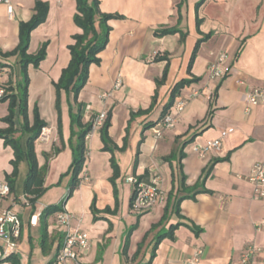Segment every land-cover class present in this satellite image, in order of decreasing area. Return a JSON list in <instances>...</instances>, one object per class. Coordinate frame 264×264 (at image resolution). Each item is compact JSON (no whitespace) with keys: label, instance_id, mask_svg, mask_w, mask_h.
Masks as SVG:
<instances>
[{"label":"crops","instance_id":"crops-1","mask_svg":"<svg viewBox=\"0 0 264 264\" xmlns=\"http://www.w3.org/2000/svg\"><path fill=\"white\" fill-rule=\"evenodd\" d=\"M38 1L48 4L49 12L46 21L31 33L28 53L37 54L44 43L48 47L39 67H28V117L32 122L37 108L46 123L48 141L38 139L35 151L39 166L47 167V191L34 210L20 201L24 184L22 188L16 185V192L0 201V215L10 209L22 221L16 253L20 264H49L61 248L64 229L53 215L45 220L48 251L44 253L39 214L48 206L60 204L68 191L70 175L66 174L73 163L70 104L74 108L75 104L73 95L61 92L62 145L55 83L71 61L73 37L82 32L74 22V0H10L12 15L5 4H0V51L7 53L18 47L19 24L33 17ZM199 1L184 0L179 10L180 0H100L102 13L123 18L108 22V44L99 54L100 64L90 66L88 82L77 102L85 107V123L107 112L110 146L122 147L127 129L129 133L126 150L111 148L112 153L103 151L100 129L86 139L81 183L64 205L73 216L71 228L86 231L91 239L88 252L79 253L82 264H147L150 260L152 264H185L198 249L202 250L199 264H242L250 248L253 253L248 264H264V199H254L247 179L255 164L264 163V105L246 112L244 100L249 90L264 87V0H206L198 6ZM162 29L180 30L185 37L181 39L179 33L156 37L155 32ZM221 53L227 56L220 65L227 75L215 80L210 67ZM165 58L168 62L160 60ZM167 63V78L158 85ZM119 78L122 87L115 90ZM193 78L200 80L182 89L168 111L175 115V127L157 140L153 127L145 126L157 125L176 84ZM20 79L18 60L14 66L11 58L0 56V86L11 82L15 87ZM194 90L200 96L188 101L177 114L175 104L188 99ZM104 93L110 96L104 99ZM154 96L151 112L138 114L151 107ZM7 115L8 102L0 101V129L7 127L2 122ZM18 119L21 123L22 118ZM217 139L222 140L220 153L203 159L194 151L195 145ZM112 156L120 168L117 210L110 181ZM13 158L12 148L0 140V182H6V174L12 172ZM24 168L26 179V162L21 163L19 176ZM152 172L159 174L166 200L136 214L130 207L134 187L128 179L134 177L148 184ZM181 174L187 187L198 185L210 193L183 201L181 218L173 212L171 199L163 220L174 176L178 187ZM94 200L98 212L110 209L111 213H102L95 221L91 210ZM34 216L35 223L31 222ZM179 222L196 230L182 225L174 239L157 244V236ZM5 258L0 243V264H12Z\"/></svg>","mask_w":264,"mask_h":264},{"label":"trees","instance_id":"trees-1","mask_svg":"<svg viewBox=\"0 0 264 264\" xmlns=\"http://www.w3.org/2000/svg\"><path fill=\"white\" fill-rule=\"evenodd\" d=\"M76 2L77 13L74 17L75 24L81 29L80 34H76L73 37L74 44L69 46V50L71 53V61L66 69L63 70L62 75L57 83H55V88L57 92V101H56V109L58 113V121H59V136L60 141L63 145V137L61 133V102L60 95L61 92L64 91L67 95H73L75 108L72 104H70V116H71V136L69 139L70 145H72L73 150V163L66 175H70V182L68 186V191L63 201L57 205H51L46 207L40 214L39 220L42 224V248L44 253H47V228L45 224V220L53 215H57L60 212L64 211L65 203L72 197L74 192L79 188L81 179L80 174L83 171L85 164V156L87 152V144L86 137L92 131L93 127V119L92 117L90 121L87 123L84 122V113L85 107L82 103L77 102L78 96L82 89L86 86L89 78V68L91 65L100 64L99 54L104 51L108 44L109 34L111 32V28L108 26V22L110 20L122 19L123 17L119 14H104L100 10V0H74ZM179 10H181L182 4L184 0H180ZM206 0H200L198 2V6H202ZM49 6L46 3L38 1L35 7V14L28 22H20L19 24V38L20 42L16 49L13 51L4 53L0 51V56L3 58H11L16 57L18 60V64L20 66V75L21 79L17 82L15 87L11 82L8 85L1 86L5 89L6 95L1 100V102H8V115L2 119L7 127L5 129H0V140L4 141V145L7 147H11L13 150L14 158L11 161L12 172L10 174H6V182L10 186L11 194L16 192V185L19 177L20 165L22 162H26L28 165V173L24 182V195L28 196L29 203L32 209H35V204L38 200L46 193L47 189L44 187V178L47 171V167H40L35 151V142L40 137L42 130L46 127V123L41 120L38 109L35 108L34 116L32 122L28 117V85H29V77H28V67L30 65L38 68L40 63L46 58L47 47L48 44L44 43L37 54L30 55L28 53L31 33L38 28L41 24H43L48 16ZM180 34L181 39L185 37L180 30L174 29H162L157 30L155 32L156 37H164L168 35ZM200 45L198 42L196 49L194 51L197 52V49ZM166 60L168 62V58L160 59ZM193 60V59H192ZM168 74V63L164 69L163 76L160 80H157V84L159 85L163 81L166 80ZM200 79H186L182 80L176 84L174 89L172 90L171 98L169 102L165 105L160 120L168 113L170 108L173 106L176 97L179 95L182 89L186 86L190 85L193 82H198ZM157 95V92H156ZM155 103V96L153 98V102L151 107L146 111H139L138 114H148L153 109ZM133 116V115H132ZM21 117L22 122L21 129L19 130L16 126L15 119ZM155 126V123H149L145 126V128H152ZM111 127L110 116H107V119L100 129L103 137V141L105 147L103 151H109L112 153V149L118 151H125L128 144V133L124 138V144L122 147H118L116 144H112L110 146L108 140V130ZM21 131L22 136L26 140L24 144H22L19 138H16V134ZM73 138H75V143H72ZM187 141L186 143H188ZM185 143V144H186ZM168 157L167 159H170ZM111 167L113 170V175L110 179L113 187L115 188L114 194L116 198V210L119 207L118 201V191L116 189V180L120 178V168L116 163L114 156H112ZM182 167L180 166V171ZM186 179L181 174L178 179V187L176 186V179L174 176L173 184L174 188L172 192L169 194L168 205L166 206V213L163 217V220L167 218V213L169 210L171 199L174 198V203L172 205L173 212L181 218V203L187 199L195 200L196 195L200 193H210L206 190L199 189L200 186L196 185L193 188H189L185 183ZM176 191V194H175ZM136 194L133 191L132 198L130 200V207H133V203L135 200ZM92 213L94 214V220H100V214L102 213H111L110 209H106L104 212H98L95 209V200L91 207ZM115 212V211H114ZM163 223V222H162ZM162 223L155 225L153 228L161 225ZM187 226L193 231L196 230L195 227L184 224L177 223L176 225H172L170 229H168L164 233H160L157 236V244L166 239H174L175 232L180 226ZM62 245V243H61ZM61 247V246H60ZM154 256V254H153ZM152 256V257H153ZM7 261H10L12 264H20L19 258L16 254H12L5 258ZM52 262V261H51ZM51 262L49 264H51ZM147 264H152V260H150Z\"/></svg>","mask_w":264,"mask_h":264},{"label":"built area","instance_id":"built-area-1","mask_svg":"<svg viewBox=\"0 0 264 264\" xmlns=\"http://www.w3.org/2000/svg\"><path fill=\"white\" fill-rule=\"evenodd\" d=\"M0 4L7 6V12L9 15L13 14V6L10 0H0ZM227 56L225 53L219 54L217 61L210 67V76L212 79L221 80L226 77L227 72L223 70L220 65L225 62ZM122 87V81L119 78L114 89L118 90ZM199 91H192L188 99L178 101L174 108L176 113H180L184 110L188 101L200 96ZM5 89L0 86V101L5 97ZM110 96V93H104L102 98L106 99ZM245 104L247 106L246 112H249L252 107L264 105V87L251 89L244 95ZM107 119V112H100L93 119L92 131L88 136L101 129ZM176 119L172 113L166 114L158 123L152 128L154 137L158 140L161 139L164 132L171 130L175 127ZM47 132L43 129L38 139L43 142L48 141ZM225 136V135H224ZM222 149V140L217 139L208 141L204 145H195L194 151L203 159H205L211 153H220ZM250 184L253 186V197L256 200L264 199V163L255 164L250 174L247 177ZM128 182L134 187L136 194L132 210L136 214H141L151 210L156 205L163 203L166 200V195L160 187V176L158 173L152 172V178L150 183H144L138 181L134 177H130ZM11 195L10 186L7 182H0V201ZM20 201L29 206L28 196L23 195ZM40 216V215H39ZM73 216L66 210L56 215L57 223L64 229L62 245L57 253L56 257L52 260L51 264H82L79 259V253H87L91 247V239L86 231L71 228V221ZM37 216H34L31 222L35 223ZM22 228V221L20 217L10 209H5L0 215V243L3 244V256L8 257L12 254H16L18 250L17 240L20 238ZM253 253V249H248L242 259V264H248L250 256ZM202 256V250L198 249L194 255L186 261L185 264H199Z\"/></svg>","mask_w":264,"mask_h":264},{"label":"rangeland","instance_id":"rangeland-1","mask_svg":"<svg viewBox=\"0 0 264 264\" xmlns=\"http://www.w3.org/2000/svg\"><path fill=\"white\" fill-rule=\"evenodd\" d=\"M16 60H17V58L16 57H11V62H12V64L15 66L16 65ZM15 123H16V126H17V128L20 130L21 129V124L19 123V119H18V117L15 119ZM20 136H22V132L21 131H19L17 134H16V138H19V140H20V142L23 144V137H20ZM24 167V166H23ZM25 174H26V170H25V168H24V170H23V175H22V172H21V176H19V179H18V182H17V187L18 188H22L23 187V184H24V181L23 180H25L24 179V176H25ZM45 195V194H44ZM43 195V196H44ZM42 212V211H41ZM41 212H40V214H41ZM39 214V215H40Z\"/></svg>","mask_w":264,"mask_h":264}]
</instances>
